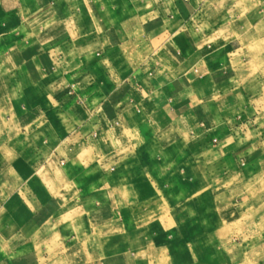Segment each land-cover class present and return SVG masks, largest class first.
I'll list each match as a JSON object with an SVG mask.
<instances>
[{
	"label": "crops",
	"instance_id": "0c3cea01",
	"mask_svg": "<svg viewBox=\"0 0 264 264\" xmlns=\"http://www.w3.org/2000/svg\"><path fill=\"white\" fill-rule=\"evenodd\" d=\"M0 264H264V0H0Z\"/></svg>",
	"mask_w": 264,
	"mask_h": 264
}]
</instances>
